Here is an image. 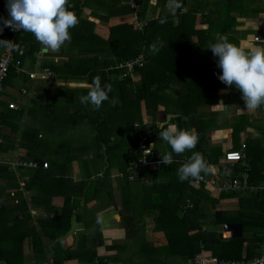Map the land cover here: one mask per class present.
Instances as JSON below:
<instances>
[{"label": "crops", "instance_id": "1", "mask_svg": "<svg viewBox=\"0 0 264 264\" xmlns=\"http://www.w3.org/2000/svg\"><path fill=\"white\" fill-rule=\"evenodd\" d=\"M221 1L218 4V0H187V7L194 5L195 12L191 14L193 18L182 19L185 24L183 36L189 35L183 41L186 52L176 58L171 54L172 60L167 57L164 63L161 58L156 59L157 63L153 64L161 66L158 71L161 79L158 103L156 106L155 102L152 103L148 113L144 101H141L140 112L144 124L152 123L159 128L167 125L166 131L160 135L165 140L163 142L156 137L158 131L144 130L146 138L154 140L158 154L164 153L171 139L177 138L183 145L186 159L204 174L210 196L219 200L217 206L236 209L245 195L249 199H253L256 193L264 195V54L256 55L251 41L254 35L264 36V0ZM223 5L231 8L228 19L220 17V11H215ZM39 6L33 9L32 14H27V18L43 19L40 11L44 6ZM94 8V5L83 6L80 16L82 20L94 22V32L104 38L108 35L109 25L130 20L129 17H113L106 23L93 18ZM160 8L161 5L155 16ZM172 8L169 3L165 9L170 11ZM177 21L178 18H174V24ZM205 23H210L211 27L203 32ZM48 25L46 21V27ZM54 26L58 31H45L40 51H35L36 63L28 59L25 63L30 78L24 79L17 74L15 78H8L0 90V245L12 246L17 241L13 239L23 234L22 252L17 254V260H23L24 264L36 261L53 264L58 254L55 250L58 249L72 255L62 264H97L99 260L103 264H139L143 260L138 254L140 247L136 243L131 244L134 239L123 219L128 212L120 205V186L124 180L115 173L119 164L111 160L106 145L95 139L96 111L85 92L89 83L57 78L51 68L41 67V61L61 65L64 60L70 61V55L79 53V48H66V33L62 30L67 25L58 22ZM190 42L198 44V48L187 47ZM199 52L205 54L203 59L195 58ZM77 66V63L72 64L71 69ZM197 68L206 70V73ZM140 74L133 75L134 83L140 80ZM114 78L111 77L116 80ZM60 108L61 112L55 113ZM56 116L59 117L57 122ZM112 124L106 125L105 136L114 130L115 125L113 127ZM90 128L93 131L88 132ZM65 131L70 136L68 141L62 142L60 136ZM53 133L60 135L56 141L49 138ZM21 135H24L23 140ZM70 141L76 144L64 146ZM56 149L73 154L69 159H61L60 154L54 153ZM122 149L120 147L121 155ZM228 150H244L250 166L249 182L260 190L251 194L219 190L223 181L241 172L237 162L225 160L224 153ZM119 153L112 152L113 157L120 156ZM35 157L48 162L52 160L47 169L60 174H57L58 180L39 178L38 185H31L34 170L17 163ZM107 170L110 177H104L103 183L96 184L101 179L97 176H102ZM91 180L94 182L88 196L75 197L79 205L70 212L68 227L57 223L64 211L66 195L74 197V190L82 185L80 182L90 184ZM145 183L149 186L152 180ZM135 195L137 198L145 197L144 191L140 193V190ZM28 213L34 218L35 228L29 222H13L16 216L21 218ZM155 214L152 210L144 215L146 239L163 246L167 243L165 234L153 230ZM35 231L39 232L38 239L31 236ZM253 231L250 228L244 235L255 237ZM56 232H61L56 239L48 235ZM222 236H232L225 225ZM124 244L131 246L125 248ZM34 246L44 252H36ZM254 247H248L245 241L241 257H246L248 251L254 254L257 250ZM0 264H5V261L0 260Z\"/></svg>", "mask_w": 264, "mask_h": 264}, {"label": "trees", "instance_id": "2", "mask_svg": "<svg viewBox=\"0 0 264 264\" xmlns=\"http://www.w3.org/2000/svg\"><path fill=\"white\" fill-rule=\"evenodd\" d=\"M19 1L21 0H0V56L12 50L15 63L18 62V66L12 64L9 68L2 87L8 78H15L17 74H21L24 79L30 78L24 66L27 59L33 64L36 63L34 52L40 51L45 31H58L54 30V25L58 22L67 25L62 30L66 33V48H79V53L70 55V61L69 59L64 60L60 62L61 65L41 61V67L51 68L57 78L86 80L89 83V88H86L85 92L92 100L96 111L95 139L106 145L107 151L111 154V160L114 159L119 164L115 173L124 180L120 186L119 200L122 208L128 212L123 215V219L128 226L130 236L134 239L131 244L136 243L140 247L138 254L143 260L139 264H195V259L200 253L215 255L219 259H241L242 245L245 241L248 247L255 246L254 250H258L254 251V254L248 251L245 258L258 255L264 230V195L256 193L253 199L245 195L236 209L218 207L219 200L210 196L204 174L198 172L196 165L186 159L183 145L177 138L171 139L167 150L158 154L154 140L144 135V130L150 128L155 133L159 132L156 137L160 142L165 141L160 135L166 131L167 125L159 128L152 123L144 124L141 118L140 103L144 101L146 109L149 110L152 103L155 102V106L157 105L161 88L158 71L161 66L158 65L159 63L157 65L153 63H157L158 57L164 63L167 57L172 60L171 54H174L173 57L176 58L186 52V45H183V41L184 37L188 38L189 35L183 36L185 24L182 23V19L194 17L191 15L195 12L194 5L187 7V0H155L156 2L153 0H30L32 4L28 5L24 12H20L16 6ZM41 1L46 2L40 11L43 19L27 18L25 20L23 14H32L33 9H38ZM169 3L173 5V8L166 11L165 8ZM90 5L95 7L96 12L93 15L95 19L105 20L106 23L113 17H129L130 20L109 25L108 35L104 38L94 32V22L81 19L83 6ZM159 5H161L160 11L155 16ZM230 9V6L223 5L215 11H220L222 14L220 17L228 19L231 15ZM174 18H178V23L174 24ZM46 21L49 22L47 27ZM141 24L143 26L139 28L138 25ZM204 25L206 27L202 29L203 32L211 27L210 23ZM15 29L16 32H14ZM157 37L158 40L155 39ZM164 41H166V46L163 45ZM139 54H144L145 60L143 67L138 68L134 73V75L137 72L141 73L140 80L134 83L133 75L124 74L122 68L118 66ZM76 63L78 66L71 69V65ZM68 65H70V70ZM112 76H115L116 80H112ZM133 84H135L134 88ZM133 113L137 117L132 116ZM102 114H107L105 116L106 125L110 123L115 125L114 130H111V135L105 136L107 131L100 117ZM112 115L113 122L111 121ZM116 120L128 126L122 127L120 122L114 123ZM101 126L104 127L103 138L98 129ZM21 138L23 140L24 135H21ZM140 139L153 142L154 153L151 158L162 160L160 165L148 166L146 169H142L140 165L135 169L130 168V164L139 163L142 157L143 149H140L138 144ZM117 141L120 143L115 145ZM118 147H123V155L119 153L120 148ZM55 151L54 153L61 155V159H69L73 154L58 149ZM114 151H118L120 156L115 155L116 158H114V153L112 154ZM30 162L36 165L29 166ZM49 162L52 163V160ZM49 162L35 157L32 160H19L17 165L32 168L34 172L31 174V185H38L39 178L51 177L53 180H58L56 178L60 174L52 173L47 169ZM44 163L47 166H44ZM112 163L114 162H111V165ZM95 175L98 173L95 172ZM110 175V171L107 170L104 174L102 173V176H97L101 179L96 181V184L103 183L104 177L109 178ZM199 176L204 179L200 180ZM90 177L91 175L88 178ZM149 179L152 180V184L147 186L145 181ZM93 182L94 180H91L90 184H87V181L80 182L82 185L77 187L78 190H74L76 193L74 197L66 195L63 204L64 211L62 210L57 223L65 224V228L68 227L70 212L79 205L75 197L88 196ZM28 186L27 183L26 187ZM137 190H140V193L144 191L145 197L137 198L135 195ZM245 193L253 192L246 191ZM247 207L249 209H246ZM152 210L156 212L153 218V230L162 231L167 240L163 246H157L146 239L144 215ZM251 218L255 219L251 220ZM13 222L16 224L29 222L32 228H35L31 213L23 214L21 218L16 216ZM234 222L242 224L243 234L240 237L223 238L224 225ZM250 228L251 231L254 230L255 237L244 235ZM60 233H48V235L56 239L60 237ZM31 236L38 239L39 232L35 231ZM22 237L23 234L15 237L13 240L17 241L12 246L0 245V260L3 259L5 264H24L23 260H17V254L22 252ZM130 246L123 245L125 248H130ZM34 249L36 252H44L36 246ZM55 251H58V254L54 257L53 264H62L64 259L72 257L67 251L60 249ZM103 263L99 260L97 264ZM33 264L42 263L36 261Z\"/></svg>", "mask_w": 264, "mask_h": 264}, {"label": "built area", "instance_id": "3", "mask_svg": "<svg viewBox=\"0 0 264 264\" xmlns=\"http://www.w3.org/2000/svg\"><path fill=\"white\" fill-rule=\"evenodd\" d=\"M30 0H21L17 3V9L20 12H24L28 5H31ZM139 28H142V24L138 25ZM17 30L15 29L14 32ZM252 43L255 45V54L263 55L264 54V36L254 35L251 39ZM144 54H139L133 58L126 60L121 63L118 67L122 68L124 74L134 75L138 68L143 67L144 65ZM12 64H16L18 66V62L15 63V57L12 50L7 51L4 55L0 56V90L2 89V83L8 75L9 68ZM139 148L143 149L142 157L139 159V163L136 162L133 165L130 164L131 169H135V167L139 166L142 169H146L148 166H156L160 165L162 160L152 159L153 155V147L154 144L151 140L140 139L138 141ZM243 149L245 148V144L242 145ZM224 158L227 161H234L239 163L241 167V172L237 176H232L227 180L223 181L220 185L219 190L224 192H246V191H258L261 188L256 187L249 182L250 176V166L247 160L246 153L244 150H228L224 153ZM29 166H35V163H29ZM44 166H47L44 163ZM132 178V177H131ZM200 180L204 178L202 176L198 177ZM195 264H264V230L262 232V241L259 245V254L252 258H245L244 256L241 259L234 260H226L219 259L215 255H211L208 253H200L196 259Z\"/></svg>", "mask_w": 264, "mask_h": 264}, {"label": "rangeland", "instance_id": "4", "mask_svg": "<svg viewBox=\"0 0 264 264\" xmlns=\"http://www.w3.org/2000/svg\"><path fill=\"white\" fill-rule=\"evenodd\" d=\"M219 2H218V4L219 3H222L223 1H221V0H218ZM166 11H168V9H165ZM171 10V9H170ZM23 17L25 18V20L27 19V14H23ZM191 43V42H190ZM188 44V43H187ZM163 45L164 46H166V41H164L163 42ZM198 45V44H197ZM197 45L194 43H191V44H189L187 47H189L190 49H194V48H196L197 47ZM198 48V47H197ZM204 56H205V54H203V53H201V52H199L196 56H195V58H198V57H201L202 59L204 58ZM177 57H179V56H177ZM197 69H199V71L202 73V71L201 70H204V69H201V68H197ZM205 71V73H206V70H204ZM141 75V74H140ZM90 106V105H89ZM94 110H95V107H94ZM146 111L149 113V109H146ZM59 112H61V108L60 109H57L56 111H55V113H58L59 114ZM132 116H134V117H137L136 116V114L135 113H133V114H131ZM64 116H66V114L64 113ZM105 116H107V114H102L100 117H101V119L103 120V122L105 123V125H106V120H105ZM56 122H57V120H59V117H57L56 116ZM63 120H65V118L63 119ZM67 121H69V120H67ZM111 121L113 122V115H112V117H111ZM117 122H120L121 124H122V127H124V126H128V125H126V124H124V122H122V121H120V120H116V121H114V123H117ZM112 126H113V124H112ZM70 129H71V131H72V127H70ZM99 129V132H100V134L102 135V138H103V131H104V127L103 126H101L100 128H98ZM88 130V132H91V131H93V130H91V128L90 129H87ZM65 133H68L67 131H65V132H62V134H61V136L59 135V134H55V133H53V134H51L50 135V139L52 140V139H54L55 141H56V139H58L59 138V136H60V138H61V140H62V142H66V141H68V137L70 136V134H65ZM59 135V136H58ZM74 137H76V136H74ZM71 138H73V136H71ZM107 139V138H106ZM73 141H75V139H73ZM73 141H70L69 143H67L66 145H64V146H69L70 144H76L75 142H73ZM118 143H120V142H115V145L116 144H118ZM63 146V145H62ZM60 148H62V147H60ZM118 148H120V147H118ZM130 150V149H129ZM84 152V151H83ZM148 184H150V183H148ZM251 227H253V226H251Z\"/></svg>", "mask_w": 264, "mask_h": 264}, {"label": "water", "instance_id": "5", "mask_svg": "<svg viewBox=\"0 0 264 264\" xmlns=\"http://www.w3.org/2000/svg\"><path fill=\"white\" fill-rule=\"evenodd\" d=\"M39 4H40L39 8H41V6H44L43 1H41ZM43 51L45 52L46 49H43ZM36 54H37V52H35L34 55H36ZM225 228H226V230L231 231V234L234 237H239L242 235V224L240 222L227 223V224H225Z\"/></svg>", "mask_w": 264, "mask_h": 264}]
</instances>
